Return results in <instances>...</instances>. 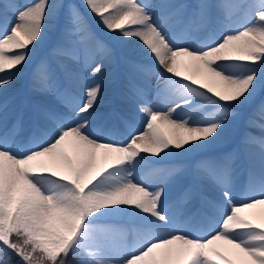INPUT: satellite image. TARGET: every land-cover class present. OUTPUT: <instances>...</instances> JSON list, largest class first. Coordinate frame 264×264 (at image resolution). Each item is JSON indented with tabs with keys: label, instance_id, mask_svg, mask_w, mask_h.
<instances>
[{
	"label": "snow or ice",
	"instance_id": "snow-or-ice-1",
	"mask_svg": "<svg viewBox=\"0 0 264 264\" xmlns=\"http://www.w3.org/2000/svg\"><path fill=\"white\" fill-rule=\"evenodd\" d=\"M25 76L0 101V264H264V0H0V95Z\"/></svg>",
	"mask_w": 264,
	"mask_h": 264
},
{
	"label": "rangeland",
	"instance_id": "rangeland-1",
	"mask_svg": "<svg viewBox=\"0 0 264 264\" xmlns=\"http://www.w3.org/2000/svg\"><path fill=\"white\" fill-rule=\"evenodd\" d=\"M20 3H23L24 0H19ZM189 3H195V0H188ZM214 3L216 2H224V0H213ZM63 3L65 4H80L81 0H63ZM235 17H233V19H239V13L234 14ZM59 39V32L58 30L54 27L51 30H49V32L46 35V38L44 41L41 42V48L42 49H46L45 53H48L51 51L52 48L55 47L57 41ZM27 76H25L24 78H22L18 83L14 84L11 89L8 90L6 95H0V101L4 100V99H8L12 102H16L17 100H19L22 96L26 95V91H27ZM156 81L155 78H152V84L155 85ZM161 87H163V84H161ZM112 92V88H109L104 96V99L101 101L100 104V108L98 109L99 112H101L102 114H104V111L107 110L108 108L111 109L112 111V107L115 106V92ZM146 99L148 101H150L152 104L157 102V96L155 94V91H152L148 94V96L146 97ZM162 99V97L160 98ZM114 100V101H111ZM148 106H151V104H149ZM115 140L117 141H126L127 138H124V136H122V134H118L115 137H113ZM228 139L226 138L225 140L221 141L219 144H217L216 146H214L213 148L209 149L206 153L207 156H213L212 154L210 155L209 152L212 150H216V149H220L219 145L223 142H226ZM230 145L233 147L232 142L230 143ZM228 148H225V150H227ZM175 158H180V160H184V158L182 157H171L169 158V160L171 162H180V161H175ZM186 162V161H185ZM235 168V172H234V176H233V180L235 182L236 188L238 191H244L245 189H240L241 187V183H242V175L243 173L248 174L247 168L248 165L247 164H243L240 162H237L236 165H234ZM140 171L142 173H146L149 171V169L147 167H143L140 169ZM127 222L130 221H122L120 222L121 225L123 227L129 228V224H127Z\"/></svg>",
	"mask_w": 264,
	"mask_h": 264
}]
</instances>
